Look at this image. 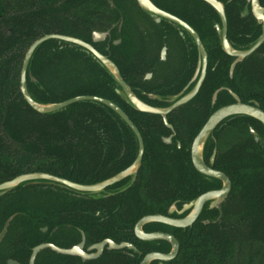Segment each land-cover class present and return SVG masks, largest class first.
Wrapping results in <instances>:
<instances>
[{
    "label": "flooded vegetation",
    "instance_id": "1",
    "mask_svg": "<svg viewBox=\"0 0 264 264\" xmlns=\"http://www.w3.org/2000/svg\"><path fill=\"white\" fill-rule=\"evenodd\" d=\"M0 71V264H241L264 0H0Z\"/></svg>",
    "mask_w": 264,
    "mask_h": 264
},
{
    "label": "trees",
    "instance_id": "2",
    "mask_svg": "<svg viewBox=\"0 0 264 264\" xmlns=\"http://www.w3.org/2000/svg\"><path fill=\"white\" fill-rule=\"evenodd\" d=\"M10 73L8 71L7 75ZM0 79H7L5 72L0 71ZM9 104L7 99H0V125L4 127H9L11 123L14 106L12 105L10 109ZM255 212V214L244 216L248 217L249 223H251L245 230V234L247 239L252 240V243L249 244L248 240H242L238 253L241 264H264V196L258 197V208ZM235 251L234 231L227 232L226 244L222 251L227 264H234Z\"/></svg>",
    "mask_w": 264,
    "mask_h": 264
},
{
    "label": "water",
    "instance_id": "3",
    "mask_svg": "<svg viewBox=\"0 0 264 264\" xmlns=\"http://www.w3.org/2000/svg\"><path fill=\"white\" fill-rule=\"evenodd\" d=\"M23 72H24V71H23ZM209 173L212 174V172H209ZM228 184H229V181H227V190L225 191V193H219V194H221V199H223L222 197H224V195H226L227 192H228ZM4 186H5V184L0 185V189H2ZM217 194H218V193H216V195H217ZM209 196H210V195H209ZM209 196H205L204 198H201L200 201L207 199ZM221 199H219V200H221ZM193 217H194V216H193Z\"/></svg>",
    "mask_w": 264,
    "mask_h": 264
}]
</instances>
